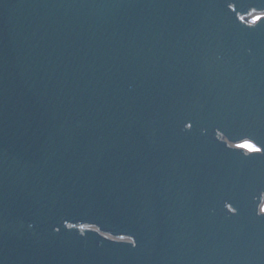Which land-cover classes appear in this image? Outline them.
<instances>
[{
	"label": "water",
	"instance_id": "obj_1",
	"mask_svg": "<svg viewBox=\"0 0 264 264\" xmlns=\"http://www.w3.org/2000/svg\"><path fill=\"white\" fill-rule=\"evenodd\" d=\"M258 11L0 0V264H264Z\"/></svg>",
	"mask_w": 264,
	"mask_h": 264
},
{
	"label": "snow or ice",
	"instance_id": "obj_2",
	"mask_svg": "<svg viewBox=\"0 0 264 264\" xmlns=\"http://www.w3.org/2000/svg\"><path fill=\"white\" fill-rule=\"evenodd\" d=\"M234 10V9H233ZM243 19V17H241ZM260 16H256L253 19V23L260 20ZM237 148H240L250 154L249 159L261 158L264 159V146H257L256 143L251 140H244L242 143L236 145ZM255 154H259V157H256ZM264 212V208L261 209Z\"/></svg>",
	"mask_w": 264,
	"mask_h": 264
}]
</instances>
